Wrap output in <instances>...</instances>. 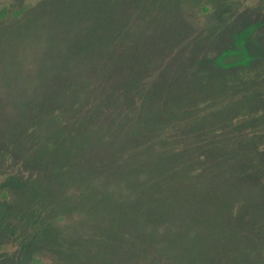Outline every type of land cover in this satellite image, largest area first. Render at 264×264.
I'll return each mask as SVG.
<instances>
[{
    "label": "trees",
    "instance_id": "obj_1",
    "mask_svg": "<svg viewBox=\"0 0 264 264\" xmlns=\"http://www.w3.org/2000/svg\"><path fill=\"white\" fill-rule=\"evenodd\" d=\"M44 1L27 23L49 30L64 63L81 59L85 75L75 71L69 92L102 97L86 115L55 116L53 137L42 140L50 146L31 142L24 160L13 135L10 146L0 139L9 169L0 175V241L16 236L10 250L0 243V264H48L47 254L50 264H115L121 253L124 264H264V0H168L174 12L155 29L129 14L153 0ZM34 123L30 135L42 128ZM80 147L97 163L76 176L93 172L96 189L111 186L124 215L117 223L112 198L101 197L107 223L86 241L48 231L47 216L57 200L49 190L66 191L62 173L76 179Z\"/></svg>",
    "mask_w": 264,
    "mask_h": 264
},
{
    "label": "rangeland",
    "instance_id": "obj_2",
    "mask_svg": "<svg viewBox=\"0 0 264 264\" xmlns=\"http://www.w3.org/2000/svg\"><path fill=\"white\" fill-rule=\"evenodd\" d=\"M48 1L50 0L44 1V4L48 3ZM40 4H42V0L38 2H36V0H0V8H9L7 15L0 18V124H2L0 132L5 130L4 136L0 133V139L6 141V144L10 146L13 143L11 140V136L13 135V139L18 143V147L21 150V160L25 159L26 151L31 148V142L38 143V145L50 146L42 140L45 135L48 136L49 140L53 137L55 116H59L60 120H66L68 122V120L72 118V115L69 117L68 112L70 113L74 110H78L79 113H82L81 116L86 115L87 111H83L88 110L86 109V105L88 104V108L91 101H99L100 97H102V94H100L98 90L93 97H90L91 95L87 90V101L83 102L85 94L84 89L82 92H79V89L76 88L79 93L73 91L69 92L70 87L78 80V77L74 76L75 71L80 70L79 75H85L80 69L81 59L73 61L74 65H72V67L70 63H64L62 59L57 57L59 53L53 50L55 49L54 46L56 43L53 39H50L49 30L43 31L42 26L38 25V23L34 26L27 23L29 21L28 18H30L32 14L34 16L36 15L35 11ZM24 6L25 9H28L20 12V9ZM168 6V0H153V3L151 1L149 6L137 5L135 8L136 10L131 6L132 8H130L131 11L129 14L133 15L136 20H140L141 24L146 21L147 28L155 29L161 24L167 25L169 22L166 18L171 16V13L174 12V8L168 10ZM14 11L19 13L15 15ZM65 47L66 45H64V48ZM67 49L69 52L70 46H68ZM61 56L62 58L64 57L63 55ZM89 66L90 63L88 62L82 68H90ZM94 70L95 69H91L86 75L89 79H93L95 85L99 87L98 80L93 78ZM66 97H76V99L66 100ZM31 114L36 116L33 117ZM32 119L35 121L33 126L36 124V128L42 127L40 133L37 135H30L29 132L33 130V128H31L28 133L25 129ZM8 124H10L9 128L11 129L9 132L8 128L6 131V125ZM120 128L121 131L119 133L121 134L125 133L128 129L126 126ZM63 130L68 132L66 129ZM112 133H114V131H112ZM120 135L117 136V138H119ZM115 138L116 136L111 138V140ZM100 141L105 143L108 142V140ZM40 147L41 146H38L40 156H44V152L47 150L42 152ZM77 151H79L80 157L75 162L76 168H74V166L72 167L76 179L68 174L62 173V181L65 182L67 186L63 187V189L66 191H62L61 189L59 190L60 192L57 193L54 190H49V193L53 195L52 197L56 194L55 197L57 200L54 198L55 202H52V210L50 209L47 213L48 220L50 221V229L48 231L53 230L65 235L74 234L79 237L78 239L85 240L92 237L93 232L96 231L94 227H96V229L101 225L105 227L107 223V216L109 213L102 212L103 207L100 204L101 197L106 199L112 198L113 201L108 202L107 205L109 211L114 214L117 223H121L120 219L123 221L124 215L117 209V207H119L117 204L119 196L116 191H111V186L96 189L94 187L95 184L92 185L93 183H98L92 178L93 172L87 174L84 182L80 181L76 176L75 171H79L82 168L80 165H83V163H85L86 169L91 167V164L95 165L93 163H97V161L93 162L92 159L89 162L86 160L87 156L83 152L82 147L78 148ZM12 161L15 163L18 162L16 159ZM2 162L3 160L0 161L1 176L9 171L7 168L8 165L5 164V167H3ZM182 168L181 166V168L174 171L172 179L178 177V175L175 174H179ZM152 179V177H146V180H149V182H151ZM74 180H76V182H74ZM59 187H61V185ZM87 187L90 188L85 193L83 190ZM148 187L149 184H147L143 190H148ZM1 189L0 183V194ZM32 201H36V199ZM31 207L39 210L45 208L42 202L39 204L33 203ZM100 208H102V210ZM129 209L133 211L134 207ZM38 218L39 216H37L36 220ZM40 221L41 219L37 220V222H32H36V227H41L38 237H40L44 231V226L43 224L41 225ZM33 225L34 224L30 225L31 230H34ZM172 230L174 231V229ZM15 240L16 236L11 234L8 238L3 237L0 243L7 244L8 250H10ZM42 240H46V238L37 241L41 243ZM47 250L52 254L51 249L48 248ZM11 253L12 252L9 251L6 256L10 258ZM0 254H2V252ZM47 256L53 257L49 254H47ZM47 256L42 255V259H47V263L50 264L49 262L51 260ZM127 258L125 254L121 253L115 264H124L128 261ZM7 264L16 263L10 261Z\"/></svg>",
    "mask_w": 264,
    "mask_h": 264
}]
</instances>
